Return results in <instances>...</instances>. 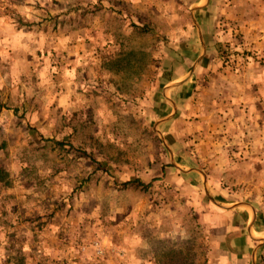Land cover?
Instances as JSON below:
<instances>
[{"label": "rangeland", "instance_id": "1", "mask_svg": "<svg viewBox=\"0 0 264 264\" xmlns=\"http://www.w3.org/2000/svg\"><path fill=\"white\" fill-rule=\"evenodd\" d=\"M252 210L264 264V0H0V264H215Z\"/></svg>", "mask_w": 264, "mask_h": 264}, {"label": "crops", "instance_id": "2", "mask_svg": "<svg viewBox=\"0 0 264 264\" xmlns=\"http://www.w3.org/2000/svg\"><path fill=\"white\" fill-rule=\"evenodd\" d=\"M257 215V212L252 210L246 223L233 226L231 222L221 227L220 237H217L220 241L215 248L213 259L215 264H254L258 244L261 242V239L255 236L260 233Z\"/></svg>", "mask_w": 264, "mask_h": 264}, {"label": "trees", "instance_id": "3", "mask_svg": "<svg viewBox=\"0 0 264 264\" xmlns=\"http://www.w3.org/2000/svg\"><path fill=\"white\" fill-rule=\"evenodd\" d=\"M62 144V142H59ZM151 182H143L140 179H128L121 183L122 187H131V188H138L141 190H146L150 186Z\"/></svg>", "mask_w": 264, "mask_h": 264}]
</instances>
